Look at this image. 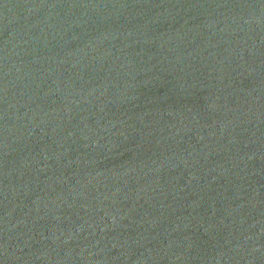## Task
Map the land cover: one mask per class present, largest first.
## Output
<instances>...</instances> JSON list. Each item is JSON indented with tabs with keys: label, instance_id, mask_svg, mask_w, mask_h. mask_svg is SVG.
Wrapping results in <instances>:
<instances>
[{
	"label": "water",
	"instance_id": "obj_1",
	"mask_svg": "<svg viewBox=\"0 0 264 264\" xmlns=\"http://www.w3.org/2000/svg\"><path fill=\"white\" fill-rule=\"evenodd\" d=\"M0 264H264V0H0Z\"/></svg>",
	"mask_w": 264,
	"mask_h": 264
}]
</instances>
